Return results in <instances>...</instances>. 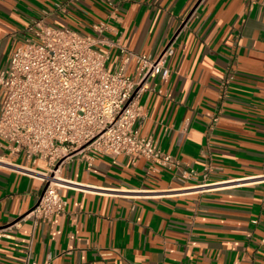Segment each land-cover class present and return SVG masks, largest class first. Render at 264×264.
I'll use <instances>...</instances> for the list:
<instances>
[{
    "label": "crops",
    "instance_id": "1",
    "mask_svg": "<svg viewBox=\"0 0 264 264\" xmlns=\"http://www.w3.org/2000/svg\"><path fill=\"white\" fill-rule=\"evenodd\" d=\"M112 1L108 39L150 55L174 41L170 76L141 99V135L200 175L183 181L144 157L77 153L58 173L66 210L35 220L43 183L19 168L48 165L5 149L0 264H25L28 252L38 264H264V0ZM110 10L107 0H0V69L33 19L91 33ZM100 49L114 69L118 48Z\"/></svg>",
    "mask_w": 264,
    "mask_h": 264
},
{
    "label": "built area",
    "instance_id": "2",
    "mask_svg": "<svg viewBox=\"0 0 264 264\" xmlns=\"http://www.w3.org/2000/svg\"><path fill=\"white\" fill-rule=\"evenodd\" d=\"M107 1L108 18L94 24L91 33L33 19L28 28L32 36L0 69V160L4 159L1 151L8 149L14 157L48 165L46 171L19 168L43 183L28 213L35 220H50L66 210L68 202L60 188L67 181L58 173L63 162L77 153L89 160L93 153L132 160L144 157L152 165L179 170L183 181L200 175L194 167L181 168L177 157L158 148L152 137L141 135L147 117L141 99L155 77L170 76L167 63L175 52L174 41L150 55L108 39L109 20L119 15V7ZM101 45L118 48L120 60L114 69L109 67L111 55ZM132 63L136 69L129 73ZM210 170L211 165H206L204 179ZM25 264L38 263L28 252Z\"/></svg>",
    "mask_w": 264,
    "mask_h": 264
},
{
    "label": "rangeland",
    "instance_id": "3",
    "mask_svg": "<svg viewBox=\"0 0 264 264\" xmlns=\"http://www.w3.org/2000/svg\"><path fill=\"white\" fill-rule=\"evenodd\" d=\"M109 66H110V63H109Z\"/></svg>",
    "mask_w": 264,
    "mask_h": 264
}]
</instances>
